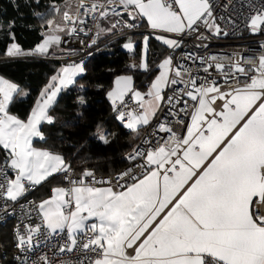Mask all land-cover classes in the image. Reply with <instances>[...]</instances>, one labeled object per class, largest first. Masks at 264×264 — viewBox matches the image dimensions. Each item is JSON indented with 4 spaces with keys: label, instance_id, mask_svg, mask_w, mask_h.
<instances>
[{
    "label": "snow or ice",
    "instance_id": "snow-or-ice-1",
    "mask_svg": "<svg viewBox=\"0 0 264 264\" xmlns=\"http://www.w3.org/2000/svg\"><path fill=\"white\" fill-rule=\"evenodd\" d=\"M64 2L62 12L53 5L54 15L44 21L45 39L35 52L13 43L6 55L48 54L50 46L62 43L58 33L85 32L86 18L94 21L97 35L146 21L155 40L173 52L188 36L207 41L201 28L217 38L229 34L217 22L213 0H76L74 12L70 0ZM251 7L246 27L254 35L264 34V0ZM148 41L144 36L143 71H148ZM123 47L134 51L131 39ZM183 59H199L203 72L219 73L225 84L235 79L236 86L222 91L215 79L197 78L183 63L174 64L172 55L157 65L160 71L145 93L132 86L131 76L117 77L107 99L125 128L138 133V127L149 125L166 105L165 119L177 117L184 131L179 135L170 124L160 123L157 129L167 139L161 137L164 142L156 144L145 139L148 148L129 157L140 174L130 168L115 182L99 180L88 169L72 179L71 166L60 154L34 143L45 141L41 125L55 122L48 110L58 93L85 72L82 62L62 67L51 77L27 119L11 111L14 97L21 94L18 85L0 77V200L5 201L0 211L7 212L8 201L16 203L55 174H69L64 176L68 187H53L50 197L35 205L41 224H25L23 233L16 227L18 250L32 251L34 237L44 229L47 237L66 233L67 242L59 251L79 248L87 264H264V53L258 62L235 59L227 66L216 56L187 53ZM180 84L183 89L173 87ZM168 88L173 95H166ZM129 100L139 111L122 110ZM99 138L109 142L104 134ZM39 261L50 264L47 256Z\"/></svg>",
    "mask_w": 264,
    "mask_h": 264
},
{
    "label": "trees",
    "instance_id": "trees-1",
    "mask_svg": "<svg viewBox=\"0 0 264 264\" xmlns=\"http://www.w3.org/2000/svg\"><path fill=\"white\" fill-rule=\"evenodd\" d=\"M53 5L59 7L61 12L65 10L64 0H39V3L36 0H0V77L17 84L21 92L26 93L22 99L15 96L11 106L12 113L20 119H27L51 77L68 63L33 58L9 59L6 53L13 43L24 52H32L43 42L47 33L44 21L54 15ZM56 19L62 22L59 15ZM144 36L134 35L117 40L81 61L85 72L59 95L50 109L49 114L55 122L42 125L46 139L35 141L37 147L60 154L66 163L81 171L88 169L111 175L127 166L126 155L137 139L112 116L107 93L118 76H132L135 85L140 88H146L151 82L156 66L162 61L167 49L153 35H147L148 71L144 73L132 68L131 60L139 56ZM129 39L135 43L132 56L122 49V44ZM104 127L114 132L112 137L107 138V144L95 138ZM51 185L49 181L38 190L44 188L48 194ZM11 232L10 223L0 228V247L7 253L2 264H14L10 257Z\"/></svg>",
    "mask_w": 264,
    "mask_h": 264
},
{
    "label": "built area",
    "instance_id": "built-area-1",
    "mask_svg": "<svg viewBox=\"0 0 264 264\" xmlns=\"http://www.w3.org/2000/svg\"><path fill=\"white\" fill-rule=\"evenodd\" d=\"M76 2V1H75ZM92 0H86V3L91 4ZM255 3L259 7L261 0H213L214 4V15L217 17V22L220 24L223 30H226L229 34L227 36L221 35L219 38L214 37L211 33L205 31L201 28V32H204L206 36L209 37L207 41H198L195 40L193 36H188L182 39L181 47L173 50L168 49L165 55L173 56V62H181L186 68L191 71L192 76L197 78H204L207 76L209 81L215 79L219 84H221L222 91L226 90L228 87L236 86L235 79H230L228 84L224 83V79L220 76L219 73H216L213 70H209L212 74L208 75L203 72L204 64H202L199 59L184 60L183 55L187 53H192L196 57H204L207 59L209 56H216L218 60L224 63L226 66L231 65L235 59L240 60L243 64L245 58L257 59L261 53H264V49L260 47L261 44H264V34H252L246 27L248 17L252 14L253 8L251 5ZM223 19H220V18ZM87 23L83 27L85 32H79L72 36L64 34L61 37L62 43L60 47L64 50H68L74 53L71 58L65 59L62 63H77L85 60L88 57H91L94 53L100 51L101 49L107 47V45L134 35H153L151 31L143 28L141 23L138 22V26L133 29L123 28L121 25H117L116 31L105 39H101L100 35H97V29L95 23L91 18H86ZM111 19H119V17H112ZM124 19H127L125 14ZM106 21H100L103 23ZM71 25H69L70 27ZM95 40L96 43L92 44V41ZM198 43H206L207 48H197L195 47ZM91 44V46H89ZM47 61V60H44ZM245 67H250V65H244ZM228 70L227 68L225 69ZM188 77H185L187 80ZM241 79H244L241 77ZM177 87L183 89L184 85L180 84ZM166 95H173L172 88L165 90ZM187 99V97H185ZM222 103V102H220ZM124 111L137 110L136 105L129 100V107L123 108ZM169 112V108L165 105L162 107L161 111L156 114V117L151 121V123L145 126L133 145L131 151L126 155L128 160L127 166H125L120 171L111 174V175H102L94 172L95 176L99 180H113L121 174L127 171L128 169H133L134 174H140L141 170L135 167V161L129 159L130 155L136 150H145L148 148V145L144 143L145 139L151 140L152 144H156L157 141L163 143L161 137L167 139V134L159 132L157 126L160 123L170 124L173 127V130L179 135H183V126L177 124L175 121L177 117L168 115L165 119V114ZM183 115V114H181ZM112 116L118 120L117 113L112 109ZM119 124H123L118 120ZM188 120L185 118V123ZM124 127V126H123ZM70 165L69 163H67ZM71 166V165H70ZM71 178L79 179L80 174L82 173L77 167L71 166ZM69 175L67 173L60 174V179L64 187H68V182L64 179V176ZM101 186V185H97ZM38 187L34 190L27 192L22 196L16 203L8 201V211H0V228H4L9 223L12 224V241H11V252L10 257L14 264H24V261L27 260L28 264H32V261H39L41 256H47L50 264H64L66 261H71L72 264H79L81 260L85 261V254L79 248H75L72 252H60L59 249L61 245L67 242L66 233H61L59 235H54L52 237H47L45 235V230L42 229L41 233L34 237L33 249L32 251L21 252L16 248V239L14 231L17 226H19L20 231L24 232V225L30 224L33 227L41 224V217L38 215V212L35 208V205L39 204L38 200L35 198V193L37 192ZM5 201L0 200V207H3ZM89 255H93L89 253ZM6 250L0 247V264L6 258ZM20 257V259H16ZM39 264H43V261H39Z\"/></svg>",
    "mask_w": 264,
    "mask_h": 264
},
{
    "label": "crops",
    "instance_id": "crops-1",
    "mask_svg": "<svg viewBox=\"0 0 264 264\" xmlns=\"http://www.w3.org/2000/svg\"><path fill=\"white\" fill-rule=\"evenodd\" d=\"M76 0H70V2H71V4L73 5V8H72V11H73V9H75V7H74V5H75V2ZM65 7H66V5H65ZM138 22H140V23H142L143 24V28H145V29H147L148 31H151L148 27H147V23H146V21H138ZM104 23H107V22H103V23H101V25L103 26V27H105V24ZM110 25V24H109ZM117 29L115 28L114 29V31L112 30V31H110V32H104V33H101L100 34V38L101 39H105V38H107V37H109L111 34H113L115 31H116ZM65 33L64 32H61V33H58V35H60L61 37L64 35ZM147 36V35H146ZM44 41V40H43ZM157 41V40H156ZM126 42V41H125ZM124 42V43H125ZM158 43H160L161 45H163L161 42H159V41H157ZM43 43V42H42ZM40 45V44H39ZM164 47H165V49H167L168 50V48H167V46H165V45H163ZM38 47V46H37ZM36 47V48H37ZM9 48V47H8ZM35 48V49H36ZM35 49L32 51V52H35ZM65 51H67V55H63L62 53H64ZM74 55V53L73 52H71V51H68V50H64V49H62L61 47H60V45H59V47H56V46H50V48H49V52H48V54H45V55H40V54H36V55H29V56H18V57H9V59H21V57L22 58H33V59H37V60H42V61H44V60H47V61H51V62H59V63H62V61L63 60H65V59H68V58H71L72 56ZM134 55V54H133ZM144 55H145V53H144V45H143V40H142V48H141V52H140V54H139V56H136L135 58H133L132 60H131V63H130V66L132 67L133 65H135L136 67H132V68H135V69H137V70H139V71H141V72H147V71H143V70H141L140 69V67H139V65H140V63H141V59H142V57H144ZM166 55V54H165ZM165 58V56L163 57V59ZM162 59V60H163ZM146 61H147V64H148V49H147V54H146ZM77 63H81V62H77ZM69 64H73V63H68V64H64V65H62L61 67H60V69L62 68V67H65V66H67V65H69ZM59 69V70H60ZM59 70L57 71V73L59 72ZM159 69H158V67L156 66V69H155V75H154V77L152 78V80H151V82L146 86V88H140L138 85H135V83H134V80H133V87L136 89V90H139L141 93H145V92H147L148 91V88H149V86H150V84L153 82V80L155 79V77L158 75V73H159ZM56 73V74H57ZM55 74V75H56ZM81 75H78L76 78H75V80L78 78V77H80ZM122 76H125V75H122ZM119 77V76H118ZM132 77V76H131ZM133 78V77H132ZM51 81V80H50ZM50 81H49V83H50ZM48 83V84H49ZM47 84V85H48ZM73 85V84H72ZM72 85H69L67 88H64V89H62V91L58 94V96H57V99H58V97H59V95L63 92V91H65V90H67L68 88H70ZM113 87H114V84H113ZM112 87V88H113ZM46 88V87H45ZM44 88V89H45ZM44 89L41 91V93L44 91ZM112 90V89H111ZM41 93H40V95H41ZM40 95H39V98H40ZM38 98V99H39ZM37 99V100H38ZM57 99L55 100V102H54V104L56 103V101H57ZM37 102V101H36ZM36 104V103H35ZM54 104L49 108V110L48 111H50V109L54 106ZM35 106V105H34ZM33 106V107H34ZM33 109V108H32ZM154 118H152V120H153ZM151 120V121H152ZM44 124V123H43ZM42 124V125H43ZM42 125H41V127H42ZM145 126H139L138 127V133L137 132H134V131H132V130H129V129H127L132 135H133V138L136 140L137 138H138V136H139V134H140V131L144 128ZM101 134H104L107 138H109V137H112L113 135H114V132L112 131V130H110V129H107V128H102V129H100L98 132H97V135H96V139H98V140H101L99 137H100V135ZM38 141V140H37ZM102 141V140H101ZM34 143H35V141H34ZM50 181V183L52 182V185H51V187H50V190H49V192H48V194H46V190H44V188H42L41 190H38L35 194V196L37 197V199H38V202L40 203L42 200H44V199H47V198H49L50 197V195H51V189L53 188V187H56V186H63L64 187V185L62 184V182H61V179H60V174L58 173V174H55L53 177H50L47 181H45V182H43L42 183V185H40V186H37L38 188H40L41 186H43V185H45V184H47L48 182Z\"/></svg>",
    "mask_w": 264,
    "mask_h": 264
},
{
    "label": "rangeland",
    "instance_id": "rangeland-1",
    "mask_svg": "<svg viewBox=\"0 0 264 264\" xmlns=\"http://www.w3.org/2000/svg\"><path fill=\"white\" fill-rule=\"evenodd\" d=\"M75 11V9H73V12ZM105 24V28H109L110 27V25L108 24V23H104ZM113 31H114V29H112ZM126 42H128V40L126 41ZM125 42V43H126ZM132 43L134 44V51H132V52H129L127 49H125L124 47H123V44H122V49L125 51V52H127L128 54H130L131 56L134 54V52H135V43L132 41ZM63 55H67L68 53H67V51H65L64 53H62ZM21 59H23L22 57H21ZM30 59H32V58H30ZM59 94V93H58ZM19 96V98H24L25 96H26V93L25 92H21V94L20 95H18ZM58 96V95H57ZM57 99V98H56Z\"/></svg>",
    "mask_w": 264,
    "mask_h": 264
},
{
    "label": "water",
    "instance_id": "water-1",
    "mask_svg": "<svg viewBox=\"0 0 264 264\" xmlns=\"http://www.w3.org/2000/svg\"><path fill=\"white\" fill-rule=\"evenodd\" d=\"M56 63H59V62H56Z\"/></svg>",
    "mask_w": 264,
    "mask_h": 264
}]
</instances>
